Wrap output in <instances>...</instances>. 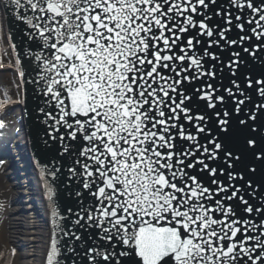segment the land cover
I'll return each mask as SVG.
<instances>
[{
  "label": "snow or ice",
  "instance_id": "6c2138e0",
  "mask_svg": "<svg viewBox=\"0 0 264 264\" xmlns=\"http://www.w3.org/2000/svg\"><path fill=\"white\" fill-rule=\"evenodd\" d=\"M4 7L28 29L29 82L43 98L36 157L53 153L35 159L53 226L46 264H264V73L241 71L242 52H264V0ZM225 68L239 82L217 86ZM65 154L76 157L66 169ZM65 171L77 207L61 210Z\"/></svg>",
  "mask_w": 264,
  "mask_h": 264
},
{
  "label": "bare ground",
  "instance_id": "6f19581e",
  "mask_svg": "<svg viewBox=\"0 0 264 264\" xmlns=\"http://www.w3.org/2000/svg\"><path fill=\"white\" fill-rule=\"evenodd\" d=\"M0 16L4 22L3 12H0ZM20 123L21 120L14 129L8 130L9 133H0V158L5 161L9 160V167L0 166V205H3L0 207V264H46L52 233L51 216L39 171L32 165H26L24 160V156L26 155L27 158L29 154V149L24 129ZM8 145L11 147L10 153L16 155L13 160L21 159L17 167L23 168L19 174L24 176L19 180L21 191L19 199L20 196L23 198L13 204H9L8 199L16 201L18 190L14 185V180L7 178L8 172L15 174L9 157L11 155L5 154ZM25 200H28V203L20 207ZM24 227L27 229L23 230ZM24 231L29 234L25 240L21 239L20 235ZM13 249H15L14 255Z\"/></svg>",
  "mask_w": 264,
  "mask_h": 264
},
{
  "label": "water",
  "instance_id": "95a60500",
  "mask_svg": "<svg viewBox=\"0 0 264 264\" xmlns=\"http://www.w3.org/2000/svg\"><path fill=\"white\" fill-rule=\"evenodd\" d=\"M5 0H0V9L3 12L5 16V27L7 31V35L10 41V44L15 45L13 49L15 50V53L21 63L22 71L25 72L24 76H21L20 83H21V100L16 104L20 108L21 112V125L24 129L26 139L28 141V151L29 154L26 158V155L24 156L26 165H32L33 167H37L35 163V159L39 158L41 160V163H51V159L53 156L52 152H49L42 157H36L35 154V148L34 145L36 143L38 135H43V132L41 129L44 128L43 125L39 123L41 119H43L42 116L39 115L37 112L38 106H44L43 104V98L38 94L36 90V86L29 81L33 80L35 78V72L32 70L34 68L35 61L32 62L31 65H29V58L24 55L25 51L29 48L31 45L30 41H27V38L24 36V31L28 30L26 26L15 19V16L13 15L12 11H5ZM218 5L224 6L225 10H227V0H218ZM31 15V13H28ZM220 17H213V23L219 22ZM237 31L234 30L229 33V36L231 38H237ZM244 46H247L245 44ZM235 47V46H233ZM33 50L38 51L39 49L35 48L33 46ZM230 55V51H226L224 53V63L227 64V56ZM260 60H253L252 57L248 56L246 53L242 52V56L244 57L246 64L242 66L241 71L245 76L251 75L255 78H261V73H264V52L261 54ZM219 67V66H218ZM237 79L238 82L241 79L239 73L236 77H231V74L228 72V70L225 68L224 72H219L217 75L216 84L217 86H220L221 84L225 87L230 86V80L231 79ZM246 83V82H245ZM187 86V85H186ZM198 86V85H195ZM251 95L252 93L249 92ZM254 102H260V98L258 96H253ZM261 119H264L262 117ZM69 145L73 146V150L77 144H79V141H67ZM59 146V145H57ZM58 155V154H57ZM75 155H68L65 154L63 158H61V163L64 165V168L66 169L67 166H70L72 161L75 159ZM40 176L42 177L41 169L38 168ZM67 173L66 171L64 174L60 177V179L56 182L55 188L57 192V204L63 210L66 208L69 204H71L74 208L77 207V204L74 203L68 196V189L66 188V184L69 183L66 179ZM42 179V178H41ZM255 180L260 183L264 182V167H260V170L257 172ZM43 182V180H42ZM72 184V190L73 194L76 190H79L83 194V198L85 203L91 202V197L88 196L87 192L82 189V186L78 183V180H73L70 182ZM43 189L44 192H46V188L44 187L43 182ZM261 196H264V192L261 193ZM260 196L257 197L254 203H258L260 200ZM48 207H49V202ZM50 211V208H49ZM50 223H51V217H50ZM51 228L53 231V226L51 224Z\"/></svg>",
  "mask_w": 264,
  "mask_h": 264
},
{
  "label": "rangeland",
  "instance_id": "374dc122",
  "mask_svg": "<svg viewBox=\"0 0 264 264\" xmlns=\"http://www.w3.org/2000/svg\"><path fill=\"white\" fill-rule=\"evenodd\" d=\"M0 100L8 99L12 103L5 106L4 109L0 110V122L3 123V127H0V133H9L11 129H14L18 125V116L20 115L19 108L16 106V103L19 99L20 91H19V81H18V69L16 68V63L13 58V55L10 51V48L8 46V43L5 38V32L3 30V21L0 16ZM9 130V131H8ZM15 132V131H14ZM13 132V133H14ZM12 135V134H11ZM3 144L5 142H2ZM10 148V145L6 147V150ZM17 164L20 163V160H17ZM9 160H6L5 167H9ZM12 172V170L10 171ZM24 176L21 174L20 178L16 177V174H9L8 172V179L14 180V185L17 188V200L14 201L12 199H8L9 204H13L18 202V200L21 201V198L23 196L19 195L21 194V191L19 189V180L22 179ZM21 184V183H20ZM20 188H23L20 186ZM20 192V193H19ZM28 203V200H25L21 205H25ZM28 211V209H24ZM27 228H23V230H26ZM21 239H26L28 237L27 232H22ZM15 240L17 238H14ZM27 257V256H25ZM24 257V258H25Z\"/></svg>",
  "mask_w": 264,
  "mask_h": 264
}]
</instances>
